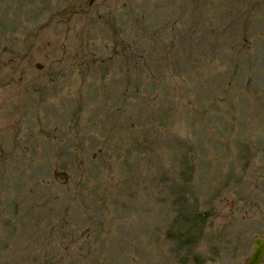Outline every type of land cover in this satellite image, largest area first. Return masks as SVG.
<instances>
[{
	"label": "rangeland",
	"instance_id": "374dc122",
	"mask_svg": "<svg viewBox=\"0 0 264 264\" xmlns=\"http://www.w3.org/2000/svg\"><path fill=\"white\" fill-rule=\"evenodd\" d=\"M256 237L264 0H0V264H246Z\"/></svg>",
	"mask_w": 264,
	"mask_h": 264
},
{
	"label": "water",
	"instance_id": "95a60500",
	"mask_svg": "<svg viewBox=\"0 0 264 264\" xmlns=\"http://www.w3.org/2000/svg\"><path fill=\"white\" fill-rule=\"evenodd\" d=\"M38 68H42L41 64H38ZM255 249L251 257L247 260V264H260L264 257V238L257 237L254 239Z\"/></svg>",
	"mask_w": 264,
	"mask_h": 264
},
{
	"label": "flooded vegetation",
	"instance_id": "af4514ba",
	"mask_svg": "<svg viewBox=\"0 0 264 264\" xmlns=\"http://www.w3.org/2000/svg\"><path fill=\"white\" fill-rule=\"evenodd\" d=\"M254 248H255V244H254ZM254 250V249H253ZM253 252V251H252ZM252 254V253H251ZM251 256V255H250ZM263 261H264V257H263V259H262V261H261V263L260 264H262L263 263ZM246 264H247V261H246Z\"/></svg>",
	"mask_w": 264,
	"mask_h": 264
}]
</instances>
